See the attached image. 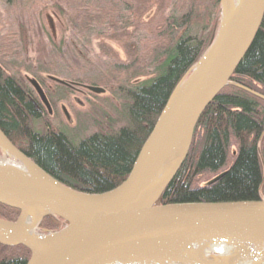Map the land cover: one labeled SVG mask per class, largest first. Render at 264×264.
Segmentation results:
<instances>
[{"label":"trees","instance_id":"1","mask_svg":"<svg viewBox=\"0 0 264 264\" xmlns=\"http://www.w3.org/2000/svg\"><path fill=\"white\" fill-rule=\"evenodd\" d=\"M134 1L129 9L140 23L146 11L158 6L142 39L133 41L135 32L128 28L103 35L121 43L125 60L105 40L97 45L108 61L90 56L94 45L87 33L98 27L90 21L94 19L88 9L91 0H82L78 22L61 3H54L66 24L59 42L46 35L43 25L33 29L32 18L27 19L23 10L10 13L15 15L14 24L0 34V128L46 172L73 189L102 193L126 179L171 92L218 31L221 0H170L168 16L164 15L168 0ZM102 9L98 19L115 17ZM70 29L75 36H67ZM23 71L40 84L46 76L56 81L69 74L65 79L72 80V86L57 81L58 91L64 93L73 85L110 90L127 120L120 128L94 132L75 142L46 120L41 100ZM233 145L237 148L229 163ZM223 171L210 185L199 182ZM259 198H264V19L230 84L203 112L189 155L157 204ZM19 214L0 203L1 218L16 220ZM64 225L62 218L47 216L39 230L55 231ZM29 256L24 246L0 244V264H26Z\"/></svg>","mask_w":264,"mask_h":264},{"label":"water","instance_id":"2","mask_svg":"<svg viewBox=\"0 0 264 264\" xmlns=\"http://www.w3.org/2000/svg\"><path fill=\"white\" fill-rule=\"evenodd\" d=\"M263 19L264 0H221L210 46L173 89L129 175L113 189L89 193L65 185L0 128L2 154L14 162L0 160V203L20 211L16 220L0 217V244L27 248L26 264L264 263V198L157 204L188 157L203 112L230 84ZM32 83L49 105L39 82ZM47 216L65 225L39 230ZM220 244L232 254L213 249Z\"/></svg>","mask_w":264,"mask_h":264},{"label":"rangeland","instance_id":"3","mask_svg":"<svg viewBox=\"0 0 264 264\" xmlns=\"http://www.w3.org/2000/svg\"><path fill=\"white\" fill-rule=\"evenodd\" d=\"M128 1L130 2L129 4H127V1L125 0H107V3L106 0H91L88 9L94 19L90 21L98 27L93 34L90 35L87 33V35H89L87 38L92 39L94 54L91 53L90 56L95 60L98 58V60L103 62L108 61L107 57L99 54L97 44L103 40H105L118 52L122 60H125L127 58V54L124 47L120 45L121 43L107 40L103 35L111 29L113 30L117 28L118 30H123V28H128V30L135 32L134 37H132L133 41L142 39L145 34L147 22L153 15H155V11L157 12L158 6L155 5L146 11L144 17L142 18V22L140 23V20L137 21L136 15H134L133 11L130 10V6L135 5L136 1ZM55 2L61 3L62 6H64L71 13L75 21L78 22L82 19L77 14L78 9L80 8L79 6L82 4V0H0V34L4 33L3 29H7L9 26L14 24L13 19L15 18V15H11L10 13L15 10H23L27 19L32 18L33 29L37 28L38 25H43L46 30V35H52L54 40L59 42L63 37L62 30L63 27H66V24L58 10L55 8ZM172 6L173 2L168 0L167 6L164 8L165 16L170 15ZM103 7L106 8L104 12L116 14L115 17H104L98 19L97 17L100 16V13H103ZM67 36H75L72 29L67 32ZM33 55L34 54L31 52L30 56ZM23 74L28 76L27 81L31 89L34 91L38 99L41 100L40 102L43 106L46 120L54 127H57L66 133L75 142H79L94 132H108L110 130L120 128L127 120L123 107L110 90L95 93L86 87L73 85L74 88H70L69 92L64 93L58 91L57 81L52 80L49 76H46L45 83L39 84L46 94L49 102V105H47L42 100L37 89L32 83V80H36L37 82L39 81L30 73L23 71ZM66 76L70 75L65 73L63 77H60V79L63 78L62 80H66L71 83L72 80L65 79ZM236 148V145L231 147L229 163L233 159ZM0 160L14 163L2 153H0ZM211 178L212 177L204 176L200 178L199 182L205 183Z\"/></svg>","mask_w":264,"mask_h":264},{"label":"bare ground","instance_id":"4","mask_svg":"<svg viewBox=\"0 0 264 264\" xmlns=\"http://www.w3.org/2000/svg\"><path fill=\"white\" fill-rule=\"evenodd\" d=\"M213 249H215L219 253L223 254H232V250L229 246L225 244H220V245H214ZM258 264H264V263H258Z\"/></svg>","mask_w":264,"mask_h":264}]
</instances>
